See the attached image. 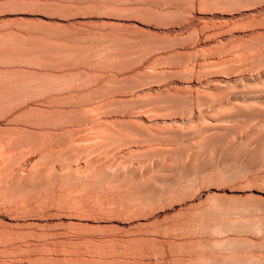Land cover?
<instances>
[{
    "label": "rangeland",
    "instance_id": "obj_1",
    "mask_svg": "<svg viewBox=\"0 0 264 264\" xmlns=\"http://www.w3.org/2000/svg\"><path fill=\"white\" fill-rule=\"evenodd\" d=\"M0 264H264V0H0Z\"/></svg>",
    "mask_w": 264,
    "mask_h": 264
}]
</instances>
